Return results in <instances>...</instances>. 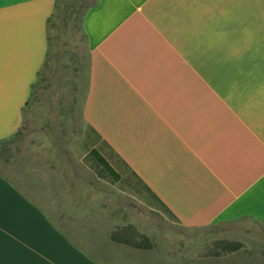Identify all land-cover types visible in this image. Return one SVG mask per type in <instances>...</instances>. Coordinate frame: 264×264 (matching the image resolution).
<instances>
[{
	"label": "crops",
	"instance_id": "obj_1",
	"mask_svg": "<svg viewBox=\"0 0 264 264\" xmlns=\"http://www.w3.org/2000/svg\"><path fill=\"white\" fill-rule=\"evenodd\" d=\"M223 2L264 29V0ZM172 3L98 0L87 10L83 116L183 225L264 223V110L224 102L233 70L184 54L161 25ZM56 4L0 0V140L21 128L47 66ZM0 264L125 263L88 254L0 174Z\"/></svg>",
	"mask_w": 264,
	"mask_h": 264
},
{
	"label": "rangeland",
	"instance_id": "obj_2",
	"mask_svg": "<svg viewBox=\"0 0 264 264\" xmlns=\"http://www.w3.org/2000/svg\"><path fill=\"white\" fill-rule=\"evenodd\" d=\"M58 2L48 24L47 66L24 108L23 124L13 137L0 140V174L94 258L125 264H264V223L245 218L183 225L87 123L90 51L82 20L98 0ZM115 233L147 240L153 248L117 243Z\"/></svg>",
	"mask_w": 264,
	"mask_h": 264
},
{
	"label": "clouds",
	"instance_id": "obj_3",
	"mask_svg": "<svg viewBox=\"0 0 264 264\" xmlns=\"http://www.w3.org/2000/svg\"><path fill=\"white\" fill-rule=\"evenodd\" d=\"M161 25L175 34L187 57L233 70L223 100L241 114L264 110V29L223 0H173Z\"/></svg>",
	"mask_w": 264,
	"mask_h": 264
},
{
	"label": "trees",
	"instance_id": "obj_4",
	"mask_svg": "<svg viewBox=\"0 0 264 264\" xmlns=\"http://www.w3.org/2000/svg\"><path fill=\"white\" fill-rule=\"evenodd\" d=\"M59 0H57V4L55 8H59ZM112 239L117 242V243H121V244H126L129 245L131 247H133L134 249H140V250H148L151 248V244L146 240H142V241H131L129 238L127 237H120L119 235H117L116 233L112 235ZM239 248V245L236 246H232L230 250L232 251H236Z\"/></svg>",
	"mask_w": 264,
	"mask_h": 264
}]
</instances>
